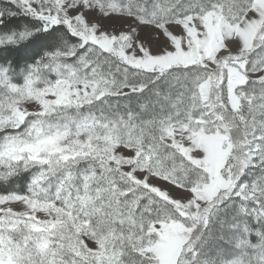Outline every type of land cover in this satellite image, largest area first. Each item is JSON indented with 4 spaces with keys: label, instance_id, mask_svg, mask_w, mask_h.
I'll use <instances>...</instances> for the list:
<instances>
[{
    "label": "snow or ice",
    "instance_id": "6c2138e0",
    "mask_svg": "<svg viewBox=\"0 0 264 264\" xmlns=\"http://www.w3.org/2000/svg\"><path fill=\"white\" fill-rule=\"evenodd\" d=\"M0 264H264V0H0Z\"/></svg>",
    "mask_w": 264,
    "mask_h": 264
}]
</instances>
